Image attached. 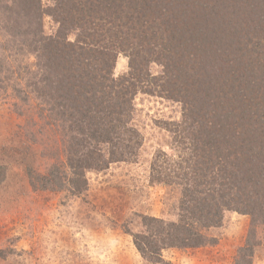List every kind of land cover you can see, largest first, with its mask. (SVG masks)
Here are the masks:
<instances>
[{
	"label": "trees",
	"instance_id": "obj_1",
	"mask_svg": "<svg viewBox=\"0 0 264 264\" xmlns=\"http://www.w3.org/2000/svg\"><path fill=\"white\" fill-rule=\"evenodd\" d=\"M157 1L53 0L45 8L42 0H0V35L11 38L0 44V87L10 80L12 88L30 89L43 121L35 126L58 129L62 139L56 147L63 161L44 175L28 171L33 186L81 194L87 171L134 158L143 142L133 123L140 91L181 104L182 120L164 127L184 158L174 162L160 152L152 162L158 181L182 185L178 218L144 216V230L133 234L137 250L152 262H161L166 248L210 243L207 231L227 211L250 214L253 226L264 223V90L235 88L246 78L236 77V68L210 76L217 62L203 40L196 42L185 21L175 23L171 10H158ZM166 1L170 9L175 2L193 10L202 0ZM46 14L59 25L55 34L44 31ZM121 52L129 71L116 76ZM154 63L162 73L151 72ZM254 231L233 264H252Z\"/></svg>",
	"mask_w": 264,
	"mask_h": 264
},
{
	"label": "rangeland",
	"instance_id": "obj_2",
	"mask_svg": "<svg viewBox=\"0 0 264 264\" xmlns=\"http://www.w3.org/2000/svg\"><path fill=\"white\" fill-rule=\"evenodd\" d=\"M174 3L170 9L166 0H158L156 7L171 10L175 23L185 21L196 42L203 40L209 59L217 62L210 76L219 75L220 67L236 68V77L255 83L246 87L245 78L235 88L264 90V0H202L191 5L193 10ZM52 4L42 0L45 8ZM58 26L44 16L46 34H55ZM8 36L0 35V44ZM150 69L153 74L163 70L156 63ZM128 71L129 57L121 52L114 73ZM38 103L24 85L12 88L4 80L0 87V264H233L253 228L252 264H264V223L253 226L252 216L238 211H227L222 224L207 231L210 243L204 246L166 248L161 262L149 261L137 250L133 234L144 230V216L178 218L182 185L158 181L152 162L160 152L174 162L184 158L164 127V122L182 120L179 102L140 91L134 99L133 123L143 138L137 155L87 171L88 187L81 194L40 189L30 182L28 171L47 174L64 158L56 147L62 140L58 129L35 126L43 124L35 111Z\"/></svg>",
	"mask_w": 264,
	"mask_h": 264
}]
</instances>
